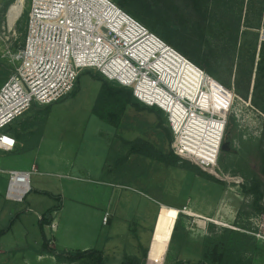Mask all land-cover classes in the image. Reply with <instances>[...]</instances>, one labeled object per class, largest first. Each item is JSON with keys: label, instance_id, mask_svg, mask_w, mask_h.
Here are the masks:
<instances>
[{"label": "rangeland", "instance_id": "1", "mask_svg": "<svg viewBox=\"0 0 264 264\" xmlns=\"http://www.w3.org/2000/svg\"><path fill=\"white\" fill-rule=\"evenodd\" d=\"M114 1L118 2V0ZM16 2V0H0V77L6 80L12 68L8 52H15L23 45L29 18L30 0H24L23 12L19 20L13 25L10 24L9 10ZM150 2L164 9L172 21L181 25V31L188 37H199L201 33L213 41L226 43L235 40L238 36L236 54L243 50L240 43L242 29L238 35L235 30L236 25L240 21L242 28H245L246 13L250 4L256 3L259 8L263 3L264 8V0H224V3L218 0H150ZM260 23L262 39L264 14ZM154 32L167 41L161 34ZM186 44L187 50L194 53V41L191 40ZM228 51L235 54L232 46ZM259 52L260 47L258 58ZM191 62L185 63L180 79L188 86L187 98L194 105H202L206 110L211 107L221 118H207L194 113L186 118V109L177 103L175 121L177 125H181L183 133L192 135L195 140H205L207 143L219 146L224 119L227 118L224 137L230 142V149L221 148L217 165L207 166L205 169L209 174L220 176L222 182L203 177L184 168L182 164L167 166L150 157L130 154L129 147L124 144V138L134 140L141 137L154 143L159 149L166 151L172 149L174 137L167 116L162 109L149 107L135 99L139 107L128 109L127 125L117 128L96 119L92 110L102 83L92 78L88 69L80 78L79 91L75 96L67 95L51 104L41 152L44 155L68 152L69 155L79 159L85 154L84 142H81L83 136L87 140L92 130L100 129L107 134V130L113 128L112 130L115 131L111 139L107 138L108 141L111 140V152L107 151L109 155H106L108 160H105L104 175L113 182L130 185L132 189L127 190L128 196L133 197L140 208L147 209L145 224L142 226L132 223L129 227L128 220L132 218V211L128 207L125 215L117 220L114 228L116 238L111 242L115 245L123 243V246L129 249L130 255L140 257L146 264H155L147 257H143L142 250L149 249L159 209L162 204H168L179 209L170 208V215L166 218L169 224L173 223L175 227L179 212L181 213L180 228L171 245L169 244L164 264H175L178 260L198 263L204 259L205 238L210 235L222 237L227 229L248 233L251 239L250 244H246L247 250L244 254L251 258L254 264H264V237L252 233L255 231L264 235V218H261L264 211L261 212L253 206V196L246 192L244 186L253 178L264 183V175L261 172L264 113L252 104L251 99L246 100L237 93V61L234 62L233 67V60L222 61L215 57L211 59L210 68L217 73L218 79L205 75L200 67ZM3 83L0 82V85ZM246 85L244 78L239 85L241 90H245ZM213 103L217 104V107H212ZM224 110L227 111L226 114ZM34 115L33 108L28 110L14 121L9 130L12 134L17 130H23L32 121ZM18 144L19 147L22 146L20 141ZM60 146L64 149L59 150ZM8 156V152L0 150L3 166L8 165L6 163L8 160L9 164L15 166L12 157ZM5 170L0 167V228L9 226L12 221L14 223L11 229L0 237V264H60L56 258L43 253L42 230L38 221L39 214L47 211V205L50 202L57 205L58 200L53 196L38 199L34 193L22 202L7 199L8 175ZM34 178L33 175L32 182ZM262 204L264 205V199ZM33 206L34 212L29 211L28 209ZM237 227L248 231L238 230ZM253 227L258 229L254 230ZM130 228L132 231H137V233L130 232L134 236L126 234ZM46 233L53 239L55 232L52 233L46 228ZM128 236L130 241H126ZM160 252L162 251L159 248L151 254L157 258L156 255ZM108 253L106 264H121L120 251L109 250ZM152 256L151 258L154 259Z\"/></svg>", "mask_w": 264, "mask_h": 264}, {"label": "built area", "instance_id": "2", "mask_svg": "<svg viewBox=\"0 0 264 264\" xmlns=\"http://www.w3.org/2000/svg\"><path fill=\"white\" fill-rule=\"evenodd\" d=\"M176 50L114 0H30L25 41L17 51L8 52L11 74L0 85V150L13 152L18 146V139L7 129L10 124L34 104L51 105L70 95L79 75L93 69L114 84L130 88L140 103L164 111L173 133L175 153L204 167L217 165L227 118L216 158L211 160L192 149L181 125L175 121L174 111L161 102L165 97H173L171 104L176 101L185 108L186 118L191 113L207 118L221 117L202 105H194L186 96L177 98L162 78L158 64ZM5 172L8 175L6 198L24 201L32 191V176L37 167ZM109 217L106 213L104 224ZM57 226L54 218L46 228L54 233ZM252 233L264 237L255 231Z\"/></svg>", "mask_w": 264, "mask_h": 264}, {"label": "trees", "instance_id": "3", "mask_svg": "<svg viewBox=\"0 0 264 264\" xmlns=\"http://www.w3.org/2000/svg\"><path fill=\"white\" fill-rule=\"evenodd\" d=\"M218 1L224 3V0ZM117 4L125 11L142 21L148 28L161 34L169 43L174 45H172L173 47L176 49L178 48L177 50L179 53L182 54L187 61H192L193 64H196L201 70H205V75L217 78V73L210 68L211 59H214V57L222 61L233 60V67L234 62L237 61V93L246 100L251 99L252 104L264 113V41L260 38L259 30L261 28L260 21L264 14V8L262 7L263 3L259 8L255 5L256 3L250 4L246 13L244 29L242 28L243 25L240 24V21L236 25L235 30L237 34L242 29L240 43L243 48L242 52L240 51L237 54L236 46L239 43L238 36L235 40H230L226 43H223L222 41H213L209 39L207 35L201 33L199 34V37L191 38L181 31V25L172 21L164 9L158 8V5H154L150 0H118ZM191 40L194 41V53L188 51L186 48V43ZM231 46L234 48L235 54L228 51ZM259 47L260 52L258 58ZM243 51H245V53H243ZM87 71L92 78L97 79L102 83L99 95L92 110L93 114L117 128L127 125L129 121L127 116L128 109L130 107H139V103L136 102L134 98L133 91L130 88L114 84L103 74L100 72L98 73V71L95 73L93 69H88ZM84 72L85 70L79 75L75 88L70 95L75 96L78 93L80 78ZM244 78L247 85L245 90H241L239 85ZM5 80L6 79L0 77V82L3 83ZM212 107H217V104L213 103ZM32 108L35 110V115L32 121L29 122L27 124L28 126L24 127L23 130H17L16 133L13 134L18 141L22 143V150L34 149L40 145L51 105L41 106L34 104L31 109ZM209 111L215 112L211 107H209ZM226 113L227 111H225V114ZM12 124L7 127L10 133L12 132L9 128ZM230 124L231 121L228 124V129L230 128ZM123 141L124 144L129 147L130 154L150 157L167 166L182 164L184 168L194 171L203 177L216 182H222V179L219 178L220 176L218 177L216 174H209L205 171L206 167L201 166L191 158L175 153L172 149L168 151L159 149L154 143L141 137L134 140L124 138ZM261 172L264 175V151L261 154ZM244 186L246 192L253 196V206L263 212V181L253 178L252 181ZM51 195L58 200V204L47 209V211L41 215V219L39 220L43 238V253L54 256L60 264H77L80 262L84 264H106L107 258L102 249L94 247L85 250H69L57 249L51 245L52 238L47 235L46 226L54 221V212L60 209L62 203V197L60 195ZM180 213L181 212H179V216ZM179 216L173 231L171 243L180 228ZM13 223L14 221H12L9 226L0 228V237L11 229ZM250 239L251 237L248 233L231 229H227L225 235L222 237H217L215 235L207 236L203 243L204 259L196 264H254L252 259L244 254L247 250L245 248L246 244H250ZM142 251L143 257L146 258L148 249L144 248ZM122 264L146 263L136 255L127 254ZM175 264L193 263L186 260H178Z\"/></svg>", "mask_w": 264, "mask_h": 264}, {"label": "crops", "instance_id": "4", "mask_svg": "<svg viewBox=\"0 0 264 264\" xmlns=\"http://www.w3.org/2000/svg\"><path fill=\"white\" fill-rule=\"evenodd\" d=\"M94 117L103 121L97 115H94ZM112 129L109 128L107 134L100 129L92 130L89 138L87 136V140L83 136L81 142H84L83 153L85 154H82V157L79 159L76 156L69 155L68 152L44 155L41 152L44 141L43 135L37 148L22 150V146H17L15 151L8 152L15 166L9 164V160L6 162L8 165L3 166L4 162L0 157V167L4 170L29 169L33 165L37 167V172L33 174L35 178L34 182H32V191L26 195L25 199L31 193H34L38 199H43L44 196H52L51 194L62 197L61 207L54 215L58 226L53 239H51L53 247L69 250H85L96 247L104 251L106 258H108L109 250H117L122 254L123 262L125 256L127 254L130 255L129 249L124 247L123 243L115 245L111 242L113 238H116L114 228L117 220L125 215L129 207L130 211H132L131 217L133 218L130 221L128 220L129 227L132 226V223L136 225L142 224L143 226L145 224L147 208H140L134 198L128 196L127 190L132 189L130 185L113 182L104 175L105 160H108V152H111V140L108 141L107 138L110 137L111 139L113 131H115ZM58 149L63 150L64 147L61 148L60 146ZM55 205V203L50 202L47 205V209ZM33 208L34 206L28 210L34 212ZM170 208L178 209V207L172 205L162 204L157 214L158 216L160 213V220L155 233L152 253L159 248L162 252L156 255L157 258L154 254H151V256H154V259L152 258L150 261L155 264L165 263L166 258L162 261V256H164L166 248L165 256H167L168 247L171 244L175 227L173 223L169 224L166 221V218L170 215ZM42 210H44L43 207ZM106 213H109L110 217L108 223L104 224L103 219ZM42 214H39L38 221L41 219ZM155 220L157 221V217ZM130 232L137 233V231H132L130 228L126 234L130 236ZM129 236L126 237V241H130ZM131 236L134 235L132 234ZM160 256L162 258H159ZM51 257L55 258L52 255Z\"/></svg>", "mask_w": 264, "mask_h": 264}, {"label": "bare ground", "instance_id": "5", "mask_svg": "<svg viewBox=\"0 0 264 264\" xmlns=\"http://www.w3.org/2000/svg\"><path fill=\"white\" fill-rule=\"evenodd\" d=\"M23 7H24V0H19V2H16L13 6H11L9 10V20H10L11 25L15 24V22L19 20L23 12ZM185 63H187L185 57L176 50V52H172L171 54H169V57L164 58V60L160 61V63L158 64L159 71L161 72L162 78L168 83L169 87H171V89L175 92V94L178 95L177 98H179L182 95L187 97L188 86L185 83H182L180 81L184 67H185ZM172 101H173V97L171 96H168V98L165 97L161 100L164 106L171 107L174 113L177 114V103L175 101L174 104L172 105L171 104ZM176 119L178 120L177 115H176ZM184 138L190 142L192 149L197 151L200 155H203L204 157L211 159V160L216 158V155H217L216 151L218 147L217 144L207 143L205 142V140L197 141L193 138L192 135H187V133H184ZM190 213H193V212H190ZM159 220H160V217H159ZM158 224H159V221H158ZM157 228H158V225H157ZM153 246L154 244H152L149 260L152 259L151 252L153 250ZM166 251H167V248L165 250L164 256H162L163 257L162 261L165 260Z\"/></svg>", "mask_w": 264, "mask_h": 264}, {"label": "water", "instance_id": "6", "mask_svg": "<svg viewBox=\"0 0 264 264\" xmlns=\"http://www.w3.org/2000/svg\"><path fill=\"white\" fill-rule=\"evenodd\" d=\"M222 149L223 150H229L230 149V142L229 141L224 142L222 144ZM159 217H160V214L157 216V223L155 225V229L153 230V237H151V241H150V245H149V249H148V253H147V259L148 260H149V256H150V251H151V248H152V244L154 242V238H155V233H156V230H157V225H158Z\"/></svg>", "mask_w": 264, "mask_h": 264}, {"label": "flooded vegetation", "instance_id": "7", "mask_svg": "<svg viewBox=\"0 0 264 264\" xmlns=\"http://www.w3.org/2000/svg\"><path fill=\"white\" fill-rule=\"evenodd\" d=\"M226 141H228V140H227V138L224 137V139H223V143L226 142ZM223 143H222V144H223Z\"/></svg>", "mask_w": 264, "mask_h": 264}]
</instances>
